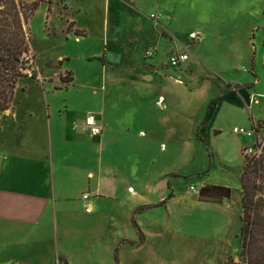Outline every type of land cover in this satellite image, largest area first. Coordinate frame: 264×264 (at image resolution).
<instances>
[{"label": "rangeland", "instance_id": "obj_1", "mask_svg": "<svg viewBox=\"0 0 264 264\" xmlns=\"http://www.w3.org/2000/svg\"><path fill=\"white\" fill-rule=\"evenodd\" d=\"M18 1L30 5L34 0ZM207 1L210 7H218H215L216 14H223L219 0ZM51 2L50 4L49 0H41L40 6L26 23L37 62L33 70L29 71L28 78L38 85L31 80L21 82L17 87L12 107L19 112L34 110L40 105L42 107L44 91L49 93L51 106L65 105L80 114L93 110L95 112L106 103L110 112L114 111L119 117L115 122L119 131L118 142L116 140L117 144L112 148L111 156L117 158L116 185L120 188L119 193L122 192L121 196L115 199L102 200L94 214L81 205L78 213L66 215L63 222L59 220L57 224L55 218L54 229L46 234L47 245L55 253L52 264L246 262L245 256L240 253V173L246 163L245 156H250L245 153L244 156L239 149L233 126L243 123L244 120L252 123L251 113L255 119L264 118V96H257L259 102L253 106V110L247 106L244 110L236 106L224 107L214 123L217 127L215 130H219H213L209 141L193 129L197 122L195 118L203 114L207 99V87L200 88V80L204 74L221 71L225 78L253 85V88L258 80L260 84L255 87L256 91H264V0L254 1V9L250 12H255L254 18L248 17L247 12L241 14V26L244 29L248 25L246 21L252 20L256 26L254 44L251 46L252 68H246V72L242 70L248 63L249 55L242 61L237 58L223 59L226 43H216V50L213 51L214 42L209 41L203 43L200 51L214 63V68H208L206 63H199L196 58L197 63L192 70L188 69L186 76L181 75V80L177 77L181 82L184 80L183 82L190 85L193 92H178L180 103L176 112H183L184 117L182 121L179 119L176 122L181 125L180 127L176 124L178 129L181 128L176 135L170 130L175 125L172 119L173 106L159 115L145 100L139 102L140 99H130L127 93H134L130 90V85L114 87L112 70H107L104 64L102 65L104 61L85 58L90 54L98 55L102 52V38L96 27L93 26L91 35L87 39L84 38L85 41L81 44L74 42L75 36L67 38V33H71L66 31L68 20L78 17L81 23L87 22L81 15L75 14V9L81 1ZM234 2L239 4L242 10L244 0ZM192 11L191 17L192 14L196 16V11ZM181 23L184 26L190 23V20L185 18ZM259 27L261 29H258ZM236 46L239 50L244 49L240 44ZM189 52L191 56V49ZM61 55L70 56L71 59L57 60ZM130 55L133 56L132 53ZM139 57L140 52L134 53L133 60L137 62ZM54 61L59 64L53 65ZM71 69L76 72L75 80ZM63 77L73 80L66 83L63 82ZM106 77L108 79H105ZM146 77L150 78L149 74L144 77L136 76L140 79ZM104 85L109 88L103 96ZM144 122H151L152 125L148 129L151 134L148 138L138 135L139 127L143 126ZM130 126L131 134H127V128ZM160 127L163 128L162 133ZM162 148L168 150L165 152ZM75 160L73 162H76L78 168L90 162L82 154L76 155ZM130 180L133 182V189L126 192ZM259 181L264 185V177ZM204 182L231 188V198L220 205L202 201L199 192H192L190 187H199ZM74 185L71 189L73 195L77 196L80 193V185L76 182ZM165 193L164 199L155 204L154 200L161 198ZM128 212H132L129 224ZM50 227L51 225H48L47 229ZM59 251L69 253L70 258L63 259Z\"/></svg>", "mask_w": 264, "mask_h": 264}, {"label": "crops", "instance_id": "obj_2", "mask_svg": "<svg viewBox=\"0 0 264 264\" xmlns=\"http://www.w3.org/2000/svg\"><path fill=\"white\" fill-rule=\"evenodd\" d=\"M78 1H81V4L75 9V14L81 15L87 22L81 23L78 17H73L68 20V26L73 25L72 31L80 30L85 36L82 38L71 32L67 33V38L75 36L74 42L81 44L91 35L93 26L96 27L102 38V52L98 55L90 54L85 58L104 61L102 65L104 64L107 70H112L114 87L130 85V90L134 91L127 93L130 99H140L139 102L145 100L159 115L173 106L172 119L175 125L170 130L175 135L181 130V125L176 122L179 119L182 121L184 117L183 112H176L180 103L178 92H193L190 85L183 82L184 80L180 81V76H186L188 69L192 70L197 63L196 58L199 63H206L208 68H214V63L200 51L203 43L214 42L213 51L216 50V43H226L223 59L237 58L242 61L249 55L248 63L242 70L246 72V68H252L251 46L254 44L256 26L250 20L246 21L248 25L244 29L241 26V14L247 12L248 17L254 18L255 12H250L254 9L255 0H244L242 10L234 0H219V5L224 11L222 15L216 14L218 7H210L207 0ZM66 5L69 9V5ZM192 9L196 11V16L192 14L191 17ZM152 13H158L159 18H152ZM185 18L190 20V23L182 26L181 22L185 21ZM192 33H197L199 38L193 39ZM237 44L244 46V49L239 50ZM149 48L155 49V55L145 58ZM190 49L191 56L184 65L174 67L168 63L170 54L178 51L190 54ZM138 52L141 57L136 62L133 57L134 53ZM63 58L71 59L70 56L61 55L57 60L62 61ZM58 64L53 62L55 66ZM70 71L73 72L75 80V70ZM213 72L210 75L204 74L200 80V88L207 87V99L203 114L195 118L197 122L193 129L194 132L201 133L207 141L211 138L213 130L218 132L219 129L215 130L217 127L214 123L224 107L236 106L244 110L247 106L253 110V106L259 102L257 96H264V91H256L255 87L260 84L258 80L253 88V85L225 78L221 71ZM145 74H149L150 78H136L138 75L144 77ZM104 87L103 96L109 88L107 85ZM44 93L42 107L40 105L25 112L11 107L1 119L0 264H52L55 253L47 245L46 234L54 229L55 218L59 224V220L63 222L66 215L78 213L81 205L94 214L102 200L115 199L122 194L116 185L117 158L111 156L112 148L118 142L119 131L115 123L119 118L118 114L110 112L106 103L95 112L93 110L86 114H80L78 111L75 113L65 105L51 106L49 93ZM89 115H94L97 123L103 127L102 134L94 136L85 128V120ZM250 118L252 123L244 120L243 123L233 126L237 145L244 156V149L253 146L256 138L236 134L234 127L249 128L252 125L264 124L263 117L255 119L251 113ZM146 123L139 127L138 135L141 138L151 136L148 130L152 126L151 122ZM176 124L180 126L179 129ZM162 130L160 127L161 133ZM130 131L131 126L127 128L126 133L131 134ZM161 145H164L163 142ZM162 150L166 152L168 149ZM78 154L90 161L82 168H78L76 162H73ZM245 160L247 163L246 156ZM75 182L80 185V193L77 196L73 195L71 189L74 188ZM132 183L130 180L126 192H131ZM205 185L208 183H201L197 188ZM86 193H91V196L85 198ZM95 196L97 197L94 198ZM165 196L166 193L154 200L155 204ZM128 213L129 224L132 212ZM48 225H51L49 229ZM60 253L65 260L70 258L69 253L59 251Z\"/></svg>", "mask_w": 264, "mask_h": 264}, {"label": "trees", "instance_id": "obj_3", "mask_svg": "<svg viewBox=\"0 0 264 264\" xmlns=\"http://www.w3.org/2000/svg\"><path fill=\"white\" fill-rule=\"evenodd\" d=\"M40 2L34 0L30 5H25L18 0H0V129L3 114L12 107L20 83L27 80L35 83L28 78V71L36 65V57L26 23ZM49 2L52 3L51 0ZM71 28L72 25H69L68 32L85 36L80 30L72 31ZM62 80L70 83L73 78L63 77ZM246 158L247 163L240 175L242 211L239 233L242 245L240 253L245 256L246 262L240 264H264V185L259 181L264 177V158ZM199 194L204 202L221 204L231 198L232 190L208 184L200 188Z\"/></svg>", "mask_w": 264, "mask_h": 264}, {"label": "built area", "instance_id": "obj_4", "mask_svg": "<svg viewBox=\"0 0 264 264\" xmlns=\"http://www.w3.org/2000/svg\"><path fill=\"white\" fill-rule=\"evenodd\" d=\"M152 18H159L158 13H152L150 15ZM191 37L193 39H198L199 35L197 33H192ZM155 55V49L154 48H149L146 57L145 58H150ZM190 58V54L188 52H174L170 54V56L167 58L168 63L174 67H179L182 64H185L187 60ZM37 64V62H36ZM36 66V65H34ZM33 68V67H32ZM33 70V69H31ZM30 71V70H29ZM28 71V72H29ZM29 74V73H28ZM94 115H89L88 118L85 120V128L94 136L100 135L103 132V127L97 123L95 120ZM234 132L236 134H245L251 137L256 138L255 143L253 146H247L244 149V153L248 156H250L251 159L254 160H261L264 158V124H259V125H252L249 128L245 127H234ZM133 188H130L132 190ZM190 190L192 192H199L200 188H197L195 186H191ZM91 196V193H86L84 195L85 198H89ZM241 262L239 261H234L233 264H240Z\"/></svg>", "mask_w": 264, "mask_h": 264}, {"label": "bare ground", "instance_id": "obj_5", "mask_svg": "<svg viewBox=\"0 0 264 264\" xmlns=\"http://www.w3.org/2000/svg\"><path fill=\"white\" fill-rule=\"evenodd\" d=\"M132 191V190H131Z\"/></svg>", "mask_w": 264, "mask_h": 264}, {"label": "water", "instance_id": "obj_6", "mask_svg": "<svg viewBox=\"0 0 264 264\" xmlns=\"http://www.w3.org/2000/svg\"><path fill=\"white\" fill-rule=\"evenodd\" d=\"M8 111V110H7Z\"/></svg>", "mask_w": 264, "mask_h": 264}]
</instances>
